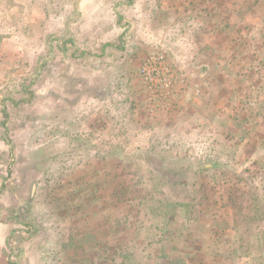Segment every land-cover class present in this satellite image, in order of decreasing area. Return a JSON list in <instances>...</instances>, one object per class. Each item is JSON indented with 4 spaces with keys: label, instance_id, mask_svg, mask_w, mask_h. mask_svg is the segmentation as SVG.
<instances>
[{
    "label": "rangeland",
    "instance_id": "1",
    "mask_svg": "<svg viewBox=\"0 0 264 264\" xmlns=\"http://www.w3.org/2000/svg\"><path fill=\"white\" fill-rule=\"evenodd\" d=\"M0 264H264V0H0Z\"/></svg>",
    "mask_w": 264,
    "mask_h": 264
}]
</instances>
